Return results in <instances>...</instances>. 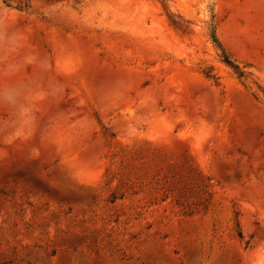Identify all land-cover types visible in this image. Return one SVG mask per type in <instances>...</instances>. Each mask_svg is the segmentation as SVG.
Segmentation results:
<instances>
[{
    "label": "rangeland",
    "instance_id": "rangeland-1",
    "mask_svg": "<svg viewBox=\"0 0 264 264\" xmlns=\"http://www.w3.org/2000/svg\"><path fill=\"white\" fill-rule=\"evenodd\" d=\"M20 1L0 264H264V0Z\"/></svg>",
    "mask_w": 264,
    "mask_h": 264
},
{
    "label": "clouds",
    "instance_id": "clouds-1",
    "mask_svg": "<svg viewBox=\"0 0 264 264\" xmlns=\"http://www.w3.org/2000/svg\"><path fill=\"white\" fill-rule=\"evenodd\" d=\"M0 43L9 51H15L21 44V37L17 33L0 32ZM25 60L23 63H30ZM22 63L9 60L0 69V73L7 78V82L0 85V105L5 106L11 113L14 122L27 126L32 120L31 110L19 103L28 85L26 82L14 79L20 71Z\"/></svg>",
    "mask_w": 264,
    "mask_h": 264
},
{
    "label": "trees",
    "instance_id": "trees-1",
    "mask_svg": "<svg viewBox=\"0 0 264 264\" xmlns=\"http://www.w3.org/2000/svg\"><path fill=\"white\" fill-rule=\"evenodd\" d=\"M3 2L6 3L7 5H9V4L12 3V2H15V5H14V6H15L16 8H19V9H21L24 5H26L24 2L22 3V1H20V0H3ZM224 62H225L226 64H228L229 66H231L232 68H235V69L238 68L236 65H234V64L232 63V61L229 59L228 56H225V57H224ZM239 74L241 75V72H239ZM207 76H211V75H207ZM238 235H239V233H238Z\"/></svg>",
    "mask_w": 264,
    "mask_h": 264
}]
</instances>
